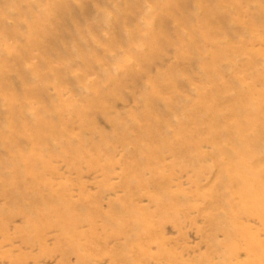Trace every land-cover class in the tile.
<instances>
[{"label":"rangeland","instance_id":"rangeland-1","mask_svg":"<svg viewBox=\"0 0 264 264\" xmlns=\"http://www.w3.org/2000/svg\"><path fill=\"white\" fill-rule=\"evenodd\" d=\"M247 91L264 0H0V264H264Z\"/></svg>","mask_w":264,"mask_h":264},{"label":"bare ground","instance_id":"bare-ground-1","mask_svg":"<svg viewBox=\"0 0 264 264\" xmlns=\"http://www.w3.org/2000/svg\"><path fill=\"white\" fill-rule=\"evenodd\" d=\"M221 2V1H220ZM182 3V2H181ZM209 6V5H208ZM180 7V6H179ZM207 7V6H206ZM210 7V6H209ZM211 9V8H210ZM212 10V9H211ZM209 11V10H208ZM211 17V16H210ZM187 22V21H186ZM205 23V22H204ZM184 25H185V23H184ZM204 26V25H203ZM209 62V61H208ZM249 92V93H248ZM244 93V92H243ZM241 95V94H240ZM242 98L244 97V99L243 100H245L246 102L244 103V106H243V108H239L238 109V117H242V118H244V119H246L244 122H240V124H236V127H237V130L236 131H233V132H230V133H228V131H227V133H223V132H219V130H218V128L220 127V124L218 123V122H211V127H210V130H211V132L213 133V135H215L217 138H218V141L220 140H224L225 138H229V137H234L235 136V134L238 132V128H241L242 127V129L244 128V129H246L244 126H247V124H248V120L247 119H249L250 117H253L255 114L257 115H260V117L262 116L263 118H264V112L263 111H261V112H259L258 110H257V108L255 107V106H253L252 104V94L250 93V91H247V93H245L244 95H242L241 96ZM255 101V100H254ZM244 102V101H243ZM240 107H242V106H240ZM234 108V107H233ZM207 110V109H206ZM205 110V111H206ZM236 110V109H235ZM234 110V111H235ZM257 110V111H256ZM233 111V110H232ZM214 112H215V110H214ZM236 112V111H235ZM234 114V113H233ZM214 115H215V113H214ZM219 116V115H218ZM212 117H214V116H212ZM259 118V116H257V119ZM219 119V118H218ZM240 119L241 118H237V120H239L240 121ZM253 119V118H252ZM243 120V119H242ZM260 120V119H259ZM261 120H263L262 118H261ZM260 120V121H261ZM213 121H215V120H213ZM251 121V120H250ZM254 121H256L257 123H259L256 119L254 120ZM253 121V122H254ZM219 125H218V124ZM236 123V122H235ZM255 123V122H254ZM264 123V122H263ZM253 124V123H252ZM260 124V123H259ZM255 124V125H257L258 127H256V128H259V130L261 131V129L260 128H264L263 126H264V124ZM218 125V126H217ZM254 125V124H253ZM217 127V128H216ZM235 127V126H234ZM228 129H230L231 130V128H228ZM227 129V130H228ZM233 130H234V128H233ZM232 131V130H231ZM259 131V132H260ZM258 132V131H257ZM258 132V133H259ZM262 132V131H261ZM264 132V131H263ZM255 140V139H254ZM227 154V153H226ZM233 156V155H232ZM230 157V156H228L229 158H233V157ZM233 162H234V160H233ZM229 164H232L231 162H229ZM228 164V165H229ZM222 168H223V166H222ZM233 168H235V167H233ZM225 169V168H224ZM232 169V168H231ZM226 170V169H225ZM229 170V169H228ZM237 172V169L235 168V169H233V174L234 173H236ZM231 173V172H230ZM234 176V175H233Z\"/></svg>","mask_w":264,"mask_h":264}]
</instances>
